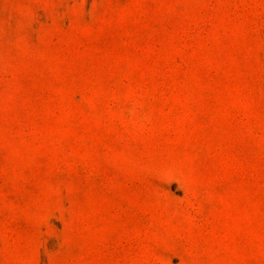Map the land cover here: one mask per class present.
<instances>
[{
  "label": "rangeland",
  "instance_id": "rangeland-1",
  "mask_svg": "<svg viewBox=\"0 0 264 264\" xmlns=\"http://www.w3.org/2000/svg\"><path fill=\"white\" fill-rule=\"evenodd\" d=\"M0 264H264V0H0Z\"/></svg>",
  "mask_w": 264,
  "mask_h": 264
}]
</instances>
